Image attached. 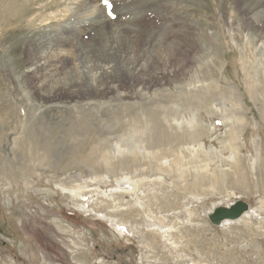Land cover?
I'll return each mask as SVG.
<instances>
[{
    "label": "rangeland",
    "instance_id": "rangeland-1",
    "mask_svg": "<svg viewBox=\"0 0 264 264\" xmlns=\"http://www.w3.org/2000/svg\"><path fill=\"white\" fill-rule=\"evenodd\" d=\"M80 1L0 0V264H264V0L248 11L242 0H96L105 18L151 40L145 71L161 49L174 52L178 31L165 13L187 15L179 70L95 104L45 101L26 43L89 28ZM151 134L170 161L162 180L137 148ZM238 199L244 218L209 222L213 207Z\"/></svg>",
    "mask_w": 264,
    "mask_h": 264
},
{
    "label": "bare ground",
    "instance_id": "bare-ground-1",
    "mask_svg": "<svg viewBox=\"0 0 264 264\" xmlns=\"http://www.w3.org/2000/svg\"><path fill=\"white\" fill-rule=\"evenodd\" d=\"M171 2L172 1H169L167 3L166 11H168L169 3ZM240 2L242 4L243 2H245L244 8L247 11L249 5L253 3L255 4L254 0H242ZM77 4L78 3L76 2L74 7L67 6V8L69 10L78 8L79 5ZM81 5L85 10V12L79 11L82 13L80 15L81 18H83L84 20L88 18L92 19V22L90 21L91 25L89 28L83 29L82 26L77 25V30H74L75 32L72 34V31H67L66 33L69 34L64 35H59L57 31L49 32L44 35H40L36 39H31L26 43L27 62L30 65L32 76L35 77V87L37 88L38 93L43 95L45 101L51 102L54 100H59L63 96H65L68 98H79L81 101V103L79 104L81 105H89L92 103L95 104L93 100L95 96H101L102 94H106L109 92L118 93L117 89L121 85H123V87L125 86V84L133 86L138 81L142 84L145 82L151 83L156 78H168L171 76V73H175L177 70H179L177 68H180V64L176 63V68L174 63L172 62V59L179 52L181 54L180 56H183L189 48V45L185 41V37H183L187 36V15H177L176 12V14H167V12L165 13L164 16L170 15V17L172 16L174 20L173 21L167 18L168 16L163 18V21H166L167 23L165 27L170 28L168 25H174L178 31V33L176 32V37H174V52L169 58V54H166L164 53V51H162L164 50V48L161 49L160 56H163L164 54V58H159V61H157V63H159L158 65L146 68L145 71V50L148 51L151 40H148V38L143 40L140 38L137 39L135 35L133 36L130 33L131 29H127V27L122 26L120 22L110 21L105 18L103 14V9L98 5L96 0H81L80 6ZM163 9L165 10L164 5ZM93 16L95 17V19ZM98 27L103 29V33L95 34L94 36L90 37L88 41H83V39H81V37L78 35V33L80 32H83V34H85L86 32H89L92 29L97 31L100 29ZM167 28L165 29L168 31ZM169 34L171 35L170 32H168V35ZM47 35H50L48 40ZM168 35L166 34L167 39ZM44 36L46 37L43 38ZM44 40L47 41L43 42ZM168 40L165 41L168 42ZM40 43H43V46L40 45ZM101 43H103L102 46ZM102 47H104L106 51H104V49H101ZM98 50L101 51L98 52ZM229 92L236 98V104L234 108H237V114L241 116L240 111H242V102L239 101V97L235 95L236 93L234 92L233 88H230ZM134 94L142 95L143 93L141 92L140 88L137 87L133 91V95ZM153 95H157L159 98L163 97L162 94H160V91H158V93H153ZM178 99L177 102H179ZM50 110L53 109L50 108ZM166 139L167 138H165V140ZM148 141L149 142L146 144V142L142 138L141 142H139V144L141 145L137 146V148H141L143 150V153L148 156H151V158L154 160L155 170H157L159 174L158 177L160 178V180H162L165 178V176H169L168 173L164 174V171L166 169V166H170V161L166 159L167 154L165 153H163V155L161 156L162 158H158V152L162 148H159L161 144L159 143L160 137L157 136V134L149 135ZM230 141L232 140L230 139ZM151 143H153V145H151ZM152 148L156 149L153 150ZM139 152L141 153V150H137V153ZM178 152H181L180 148L177 149V153ZM104 160L108 162L107 157H105ZM140 165H142L143 167V162H141ZM142 171L143 168L140 170V172L142 173ZM177 179L180 182H183V184L185 185L188 184L183 178L182 174H180ZM140 182V179L137 178L136 191L138 190L137 187L138 183ZM77 190L81 193L83 192L80 188H78ZM131 190L132 188L123 192L127 193ZM118 193L121 194V191L111 192L110 197L108 198H110L111 201H114ZM114 205L117 208L119 206V204L117 203H115ZM119 211L122 210H120V208L114 210V212L119 214L123 212ZM248 211H246L244 215L241 216L239 219L244 218V216L248 214ZM227 222L230 223L231 221L226 220L222 222V225Z\"/></svg>",
    "mask_w": 264,
    "mask_h": 264
},
{
    "label": "water",
    "instance_id": "water-1",
    "mask_svg": "<svg viewBox=\"0 0 264 264\" xmlns=\"http://www.w3.org/2000/svg\"><path fill=\"white\" fill-rule=\"evenodd\" d=\"M248 203L244 200H236L229 205H219L213 207L208 213L207 218L213 225H221L226 220L234 221L239 219L248 211Z\"/></svg>",
    "mask_w": 264,
    "mask_h": 264
},
{
    "label": "snow or ice",
    "instance_id": "snow-or-ice-1",
    "mask_svg": "<svg viewBox=\"0 0 264 264\" xmlns=\"http://www.w3.org/2000/svg\"><path fill=\"white\" fill-rule=\"evenodd\" d=\"M103 3L105 4V6H109V0H103Z\"/></svg>",
    "mask_w": 264,
    "mask_h": 264
}]
</instances>
